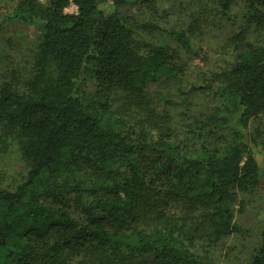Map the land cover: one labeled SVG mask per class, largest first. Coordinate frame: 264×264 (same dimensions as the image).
I'll return each mask as SVG.
<instances>
[{"label": "trees", "instance_id": "16d2710c", "mask_svg": "<svg viewBox=\"0 0 264 264\" xmlns=\"http://www.w3.org/2000/svg\"><path fill=\"white\" fill-rule=\"evenodd\" d=\"M45 1L20 0L6 17L38 24L43 35L26 91L0 86V121L17 132L29 164L23 182L0 190V264H212L188 243L199 235L212 243L245 233L234 222L230 197L259 186L246 130L264 115V42L233 37V64L213 78L221 104L205 119L193 118V146L156 134V123L152 141L141 132L142 144L135 145L122 117L109 109L106 90L137 95L159 80L179 82L185 65L143 38L147 23L122 16L130 0ZM235 2L249 24L264 29V0H214L216 12L226 17ZM70 5L76 13L64 12ZM148 28L189 47L184 31L154 22ZM88 73L92 94L82 86ZM117 162L123 171L103 191L98 167ZM74 166L93 173L90 186L62 180ZM156 192L165 194L160 206L176 197L198 218L180 226L159 212ZM248 264H264V230Z\"/></svg>", "mask_w": 264, "mask_h": 264}, {"label": "rangeland", "instance_id": "374dc122", "mask_svg": "<svg viewBox=\"0 0 264 264\" xmlns=\"http://www.w3.org/2000/svg\"><path fill=\"white\" fill-rule=\"evenodd\" d=\"M44 4L45 0H38ZM20 0H0V86L9 83L18 92L26 91V84L33 73V59L43 29L35 23L8 20V10L13 9ZM131 4L120 12L131 21L147 23L141 31L143 38L154 45H160L175 52L185 65V73L179 82L159 80L150 83L137 95L109 88L107 105L117 112L124 121V129L130 131L132 143L142 144L137 138L145 132L150 143L153 123L158 126L157 133L168 134L174 143L183 140L194 145L192 131L193 118L205 119L218 107L220 100L214 97L218 82L214 76L228 71L234 61L231 41L234 36L243 34L250 42H264V29L249 24L243 6L235 2L222 17L216 12L214 0H130ZM67 14L77 12L74 5L68 6ZM264 13V10H263ZM154 22L162 29L184 31L189 41L188 48H181L168 35L148 28ZM83 89L92 94L93 83L90 74L86 75ZM184 94V97H182ZM246 133L249 136L248 148L254 152L258 165L259 186L245 192H234L230 205L234 222L245 231L232 234L215 242H208L198 236L188 243L189 248L203 260L209 258L212 264H248L261 242L264 230V115L249 121ZM212 144L211 139H207ZM121 163L98 167V178L102 190L114 179L115 173L123 171ZM29 164L21 152V140L16 131L0 121V190L12 191L23 182ZM94 179L93 173L84 167L74 166L62 175V180L71 183L82 181L88 187ZM104 191V190H103ZM102 192V191H100ZM152 194V193H151ZM152 194L154 204L159 198V212L173 217L180 226L191 225L199 216L194 207L180 206L181 199L168 203L160 200L164 193ZM179 198V197H178ZM86 194L85 201L90 202ZM71 216L79 219V213L69 210ZM186 225L187 227H190ZM4 261L0 258V263Z\"/></svg>", "mask_w": 264, "mask_h": 264}]
</instances>
